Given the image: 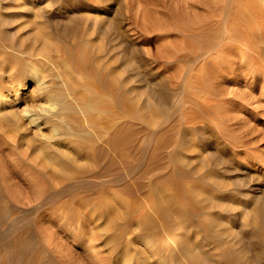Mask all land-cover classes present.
<instances>
[{
  "label": "rangeland",
  "instance_id": "1",
  "mask_svg": "<svg viewBox=\"0 0 264 264\" xmlns=\"http://www.w3.org/2000/svg\"><path fill=\"white\" fill-rule=\"evenodd\" d=\"M208 8V0H0V90L15 80L28 87L7 99L19 97L10 105L20 132L0 126V264H264V60L249 67L247 38L222 61L202 59L193 45ZM112 39L138 68L132 85L142 98L117 109L114 149L106 129L89 128L95 148L77 136L40 146L73 120L52 116L59 107L38 83L76 102L95 82L75 62ZM29 45L44 47V58L28 55ZM25 60L37 61L35 75ZM239 176L254 200L231 194ZM169 233L176 239L165 245Z\"/></svg>",
  "mask_w": 264,
  "mask_h": 264
},
{
  "label": "bare ground",
  "instance_id": "2",
  "mask_svg": "<svg viewBox=\"0 0 264 264\" xmlns=\"http://www.w3.org/2000/svg\"><path fill=\"white\" fill-rule=\"evenodd\" d=\"M15 1V0H14ZM209 2V15L207 17V19H204L202 22L205 21V25H200L198 33H197V38L195 41L194 49L198 50L199 52H201V56L198 52V54L202 57L204 56H214V55H218L221 58V61L223 60L222 58L226 57L228 54V51L230 49H232L235 46H241V41L244 40L245 38L250 39L249 44L252 47H247V49L245 51L252 52L250 50L255 51L254 55L252 53L251 56L248 57V65L249 67H251L252 63H256L258 61H262L264 60V0H208ZM25 5V4H24ZM27 5V4H26ZM23 8V6H22ZM96 17V16H95ZM96 19V18H95ZM98 19V18H97ZM207 20V21H206ZM207 22V23H206ZM96 24V22H95ZM208 24V25H207ZM207 28H205V27ZM97 27V26H96ZM203 27L205 29H203ZM164 28V27H163ZM186 29V28H185ZM102 30V29H101ZM97 31V30H95ZM191 32V31H190ZM41 37V35H39ZM38 37V36H37ZM14 39V38H13ZM58 39V38H57ZM86 39V38H84ZM45 40V39H44ZM88 40V39H87ZM86 40V41H87ZM194 40V39H193ZM19 42V41H18ZM31 42V41H30ZM12 43V42H11ZM75 43V42H74ZM97 43V42H96ZM10 44V43H9ZM20 45H22L23 43H19ZM31 44V43H30ZM45 45H49V42L46 43L44 42ZM119 44V43H118ZM8 44H6L7 46ZM18 45V44H17ZM47 45V46H48ZM246 45V44H245ZM23 46V45H22ZM25 46V45H24ZM32 46V45H31ZM29 45L28 47V52L26 51V53H28V55L30 56H41L44 58L45 56V51L46 49L43 47H40V50H37L39 52H36L34 49V47L32 49L29 50V48L31 47ZM45 46V47H47ZM81 46V45H80ZM8 47V46H7ZM6 47V48H7ZM16 47V46H12ZM49 47V46H48ZM47 47V48H48ZM120 47V46H119ZM237 47V48H239ZM10 48V47H8ZM27 48V47H26ZM43 49H45L44 52ZM119 48H117V45L115 44V42L112 40H109L108 42H106L105 44H99L97 45V48L94 49V52L91 53L90 49H86L87 52L84 50L83 52V58L78 59L77 62H75V66H76V70L83 73V75L86 78H92L95 82V84L90 83V82H85V84H83L81 86L83 93L82 98L81 99H76L74 97V100L76 102L72 103V102H68L65 100V98L69 95L72 96V92L71 91H67L65 93H62L61 91L59 92H53L52 94L49 93L48 90V84H45L44 81L43 83H38L41 80L38 79L37 83H38V87H36L37 91L40 92V96H44L45 98H47V101L49 102V106L50 107H54L55 105H58V111L54 114H52V116L55 117V119L59 122L62 119H68L69 121L72 122H65L64 125H61L62 130L60 131V133L57 136H52L53 134L50 135H44V139L41 143L40 146L44 147V148H48V141H52V143L57 140V139H63V138H67V137H73V136H77L79 139H81L83 142H85L86 144H89L90 147H92L94 145V148L96 147L94 142L90 137V130L95 131V133H97V136H99V132L100 129H106L109 133V137L107 139V146H108V151H111L114 149V134H115V130H113L114 124L116 122V119L119 116V113L121 112H117L118 108H123V110L125 108H127L126 110L129 112L128 109H130V107H132L134 104H136L137 102H141L142 98L140 97L139 92H137L135 90V88L132 85V81H136L139 82L140 78H138L139 76V72L136 70L138 68L135 69L134 71V65L131 64V58L129 59L127 55H125V53L122 52L120 50H118ZM13 50V49H12ZM14 50L16 51L17 49L14 48ZM63 50V49H62ZM90 52V53H88ZM243 52V50H242ZM25 53V52H24ZM45 53V54H44ZM64 53V52H63ZM69 53V52H68ZM77 54V51L76 53ZM10 55V54H9ZM73 56V54H71ZM82 56V55H81ZM199 56V58H201ZM74 57V56H73ZM102 57H106L105 60H103ZM244 57V56H243ZM135 58V57H134ZM198 58V57H197ZM30 59V58H29ZM32 59V58H31ZM30 59V60H31ZM36 59V58H35ZM66 59V58H65ZM133 59V58H132ZM42 61L41 63H44L43 60L45 59H40L38 58L37 61ZM75 60V59H74ZM137 60V59H136ZM27 61V60H25ZM37 61H27L29 63V68L32 69V74L31 76L35 75V73L38 71V69L36 68V70L32 67L37 65ZM47 61V60H46ZM45 61V62H46ZM103 61V62H101ZM105 61V62H104ZM190 61V60H189ZM194 61V60H193ZM18 62V61H17ZM24 62V61H23ZM31 62V63H30ZM148 62V61H147ZM22 63V62H21ZM211 63L213 64H219L216 61H212ZM233 63V62H232ZM18 64V63H17ZM49 64V63H48ZM206 64V63H205ZM23 65V64H20ZM26 66V65H25ZM28 66V64H27ZM39 66V65H38ZM120 66V67H119ZM37 67V66H36ZM55 67V66H54ZM121 70H123V72L125 73V75L122 77V71H121V75L119 72H117L118 68H121ZM31 71V69H29ZM35 71H34V70ZM60 69V68H59ZM58 69V70H59ZM251 69V68H250ZM53 70V69H52ZM51 70V71H52ZM203 70V69H202ZM29 71V72H30ZM119 71V70H118ZM27 73V72H26ZM41 73V72H40ZM52 73V72H50ZM119 73V74H118ZM145 73V72H144ZM3 74V73H2ZM16 75V74H15ZM119 75L121 76V78H119ZM146 75V74H145ZM2 76V75H1ZM30 76V75H29ZM30 76V77H31ZM18 77V75L16 76ZM15 78V77H14ZM22 78V77H21ZM47 78V77H46ZM219 78V77H218ZM23 80V79H22ZM16 81V80H15ZM14 81L15 84L11 83L12 85L9 86V88H5L4 90H0V126L1 129L2 127H4L3 129L5 131L8 132L9 129H14L13 133L17 134L20 132V129L23 127L22 125V120H20L19 115H17L15 113V111L13 112L12 110V106L10 104L15 103L16 101L19 100V97H14L11 100H7L9 97V95H11L13 92H17V89H19L21 92L25 91L28 89L27 84H20V86H18V84H16V82ZM18 81V80H17ZM92 81V80H91ZM211 81V80H210ZM19 82V81H18ZM20 83V82H19ZM75 85V84H74ZM165 85V84H164ZM69 86V85H68ZM76 86V85H75ZM19 87V88H17ZM167 87V86H166ZM207 87V86H206ZM50 88V87H49ZM137 88V87H136ZM164 88V87H163ZM171 88V87H170ZM52 89V88H51ZM59 89V88H58ZM163 90V89H162ZM166 90V89H165ZM171 90V89H170ZM53 91V90H52ZM51 91V92H52ZM65 91V90H64ZM63 91V92H64ZM149 91V90H148ZM164 92V90H163ZM46 93H49L48 95H46ZM149 93V92H148ZM172 93V92H171ZM174 94V92H173ZM104 95L109 97L110 100H106L104 98ZM166 96V94H164ZM163 95V96H164ZM161 96V95H160ZM162 96V97H163ZM174 96V95H173ZM49 97V98H48ZM144 98V96H142ZM161 97V98H162ZM168 97V96H167ZM164 99V98H163ZM46 101V100H45ZM164 101V100H163ZM211 103L212 101L209 100ZM76 103V104H75ZM46 104V103H45ZM44 104V105H45ZM138 105V104H137ZM161 105V104H160ZM215 106V105H214ZM46 107V106H45ZM145 107V106H144ZM150 107V106H149ZM48 108V107H47ZM141 108V107H140ZM151 108V107H150ZM132 109V108H131ZM170 109V108H169ZM48 110V109H47ZM24 117L26 116L29 119V122L34 123L37 127L39 126L38 123V119L39 117H35V115L29 113L30 110L26 109L24 107V109L22 110ZM43 112V110H42ZM41 112V113H42ZM76 113L79 114L80 118H76L74 116H72V114ZM44 114V113H43ZM49 114V113H48ZM130 114V113H129ZM62 115V116H61ZM131 115V114H130ZM153 115V114H152ZM50 116V115H49ZM61 116V117H60ZM65 116V117H64ZM126 116V115H125ZM128 116V115H127ZM132 116V115H131ZM142 117H144L143 115H141ZM146 116V115H145ZM23 117V116H22ZM134 117V116H133ZM70 118V119H69ZM73 118V119H71ZM126 118V117H125ZM79 119V120H78ZM139 119V118H138ZM161 120V119H160ZM64 121V120H63ZM72 124V125H70ZM53 125V124H52ZM59 125V124H58ZM75 125V126H73ZM51 126V125H50ZM183 126V125H182ZM56 127V126H55ZM57 128V127H56ZM89 128V129H88ZM0 129V131H1ZM53 129V128H52ZM55 129V128H54ZM27 130V129H26ZM42 131V130H41ZM43 132V131H42ZM129 132V131H128ZM3 133V132H2ZM22 133V132H21ZM20 133V136L22 135ZM8 135V133H7ZM41 135V134H40ZM132 135V134H131ZM196 135V134H195ZM16 136V135H15ZM14 136V137H15ZM25 136V133H24ZM182 136V135H181ZM186 136V135H185ZM6 137V136H5ZM23 137V136H22ZM94 137V136H93ZM187 137V136H186ZM18 138V137H17ZM10 139V136H9ZM96 139V138H95ZM183 139V138H182ZM11 140V139H10ZM231 140V139H230ZM22 141V140H21ZM21 141L20 144L22 143ZM25 141V140H24ZM45 141V142H44ZM98 141V140H97ZM184 142V141H183ZM203 143V142H202ZM30 144V143H29ZM185 144V143H184ZM35 145V144H34ZM52 145V144H51ZM70 145V144H69ZM84 145V144H83ZM82 144H79V146H77V149L75 148L77 153H83L84 149H81V147L83 146ZM167 145V144H166ZM178 145V144H177ZM54 146V145H53ZM81 146V147H80ZM32 147V146H31ZM37 146L35 145L34 149ZM65 147V146H64ZM55 149V148H54ZM58 149H55V151ZM33 151V150H32ZM44 151H46L44 149ZM34 152V151H33ZM38 152V151H37ZM60 153V151H58ZM62 152V151H61ZM36 153V152H35ZM42 153V152H41ZM66 153V152H65ZM34 154V153H33ZM38 154V153H37ZM63 154V153H62ZM67 154V153H66ZM86 154V153H85ZM84 154V156H85ZM88 154V153H87ZM236 154V153H235ZM42 155V154H40ZM89 155V154H88ZM37 156V155H36ZM64 156V155H63ZM249 156V155H248ZM65 157V156H64ZM66 157H68L67 159L71 160L70 157L71 155H67ZM73 157V156H72ZM242 158V157H241ZM245 158V157H244ZM251 158V156H250ZM41 159V157L39 158ZM43 159V158H42ZM45 159V158H44ZM74 160V159H73ZM246 160V159H245ZM258 160V159H257ZM256 160V161H257ZM35 161V160H34ZM224 160H221V162H223ZM54 158H52L51 156H48V162L46 163H50V165H57L56 163H54ZM53 163V164H52ZM73 163V161H72ZM212 163V161L210 162ZM219 161H215V163H212L209 167L212 168V170L214 169H219L220 171V166H219ZM36 164V163H35ZM71 164V163H70ZM76 164V163H74ZM221 164V163H220ZM73 165V164H72ZM225 165V163H224ZM244 165V164H243ZM74 166V165H73ZM180 166V165H179ZM178 166V167H179ZM202 168V164L200 165ZM226 166V165H225ZM1 167V166H0ZM6 167V166H5ZM49 167V166H48ZM58 167V166H57ZM62 167V166H61ZM198 167V166H197ZM195 167V168H197ZM207 167V166H205ZM229 167V166H228ZM59 168V167H58ZM69 168V167H68ZM226 168V167H225ZM231 169H233L234 167H230ZM236 168V167H235ZM182 169H185L182 167ZM230 169V170H231ZM229 169H225L224 171H230ZM222 171V170H221ZM239 171V168L238 170ZM225 172V174H226ZM240 172V171H239ZM245 172V171H244ZM238 173V172H237ZM224 174V173H223ZM242 174V173H241ZM17 176V175H16ZM238 176V175H237ZM247 176V175H246ZM250 176V175H249ZM240 177V176H239ZM244 177V176H243ZM238 178V177H237ZM236 178V179H237ZM199 180V179H198ZM234 184V183H232ZM240 186V190L238 189V187ZM9 186H7L6 188H8ZM241 187L243 189H241ZM251 187V186H250ZM253 189V186L251 187ZM1 190H4V188H1ZM0 190V196L3 193ZM231 194H236L238 197L244 198L246 199H251L252 197L249 195V185L246 181L242 180L241 177L240 179H238L236 181V183L234 184V188L230 189ZM255 191V190H254ZM253 191V192H254ZM10 192V191H8ZM12 192V191H11ZM10 192V193H11ZM223 192V191H222ZM264 192V191H263ZM230 193V192H229ZM228 193V194H229ZM251 194H253L251 192ZM256 194V193H254ZM260 194V193H259ZM235 195V197H237ZM254 198V195H252ZM256 196V195H255ZM225 197V196H224ZM257 197V196H256ZM258 197H260L258 195ZM232 198V197H231ZM252 198V199H253ZM219 199V198H218ZM224 199V198H222ZM233 199V198H232ZM251 199V201H252ZM230 200V199H229ZM254 200V199H253ZM206 203V202H205ZM204 203V204H205ZM224 205V204H223ZM221 205V206H223ZM213 207V206H212ZM211 207V208H212ZM198 209V208H197ZM48 210V209H47ZM212 210V209H211ZM222 211L229 213L228 212V208H221ZM36 211V210H35ZM198 211V210H197ZM186 212V211H185ZM202 212V211H201ZM231 214V213H229ZM233 215V214H232ZM258 215V213H257ZM237 216V215H236ZM234 218V217H233ZM237 218V217H236ZM256 218H260V216H256ZM254 219V218H253ZM194 220V218H193ZM196 220V219H195ZM194 220V221H195ZM199 221V220H198ZM196 222V221H195ZM200 225H202L200 223ZM198 226V225H197ZM231 227V226H230ZM244 226H242L243 228ZM246 227V226H245ZM242 230V229H241ZM251 230V229H250ZM263 230L262 227H260L258 229V231ZM226 231V230H225ZM248 231V230H247ZM264 231V230H263ZM231 232V231H230ZM232 233V232H231ZM230 233V234H231ZM240 233V231H239ZM242 234V233H241ZM246 234V233H245ZM234 235V234H233ZM242 236V235H241ZM244 236V235H243ZM176 236L174 234H165L164 238H162V242L165 245H169L170 243H172L173 241H175ZM248 237V236H247ZM234 249V248H233ZM227 250V249H226ZM231 252V251H230ZM235 252V251H234ZM255 256H259L258 253H255ZM199 256V255H198ZM169 258V257H168ZM196 259V258H195ZM206 258H204L205 260ZM238 259V258H237ZM224 260V259H223ZM229 260L228 262L231 264V260L232 259H227ZM191 261L194 262V264H203L204 263H208L202 260H194L193 257H191ZM200 261V262H199ZM202 261V262H201ZM211 261V260H210ZM220 261V260H219ZM226 261V259H225ZM192 262V263H193ZM236 262V261H235ZM191 263V262H190ZM228 263V264H229ZM213 264V263H212ZM232 264H235L234 262Z\"/></svg>",
  "mask_w": 264,
  "mask_h": 264
}]
</instances>
